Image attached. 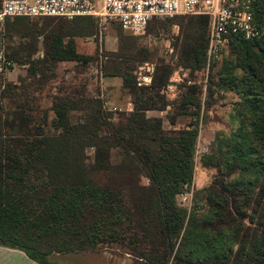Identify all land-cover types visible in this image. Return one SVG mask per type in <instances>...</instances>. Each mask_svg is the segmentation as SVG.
I'll use <instances>...</instances> for the list:
<instances>
[{
  "label": "trees",
  "instance_id": "1",
  "mask_svg": "<svg viewBox=\"0 0 264 264\" xmlns=\"http://www.w3.org/2000/svg\"><path fill=\"white\" fill-rule=\"evenodd\" d=\"M253 18L261 36L229 38L230 59L211 81L237 96L230 117L236 130L228 141L216 136L202 156V166L217 174L194 190L189 209L178 196L193 179L200 90L187 86L173 114L167 108L175 103L165 94L175 67L192 75L206 65L207 16L154 18L141 35L115 23L118 50L103 53L101 67L103 77L119 78L131 97V110L118 121L83 90L56 97L50 121L25 91L22 99L17 91L3 94L10 109L0 105V246L37 264L109 247L133 264H264V0H255ZM169 25L179 31L172 43L176 61L157 60L150 83L137 85L132 65L149 62L152 53L136 47V37ZM96 30L94 17L7 19L5 55L27 66V77L41 88L54 78L57 63L97 61L101 54L80 55L75 44ZM155 111L163 116L148 115ZM179 115L196 121L164 128V119L174 127Z\"/></svg>",
  "mask_w": 264,
  "mask_h": 264
},
{
  "label": "rangeland",
  "instance_id": "2",
  "mask_svg": "<svg viewBox=\"0 0 264 264\" xmlns=\"http://www.w3.org/2000/svg\"><path fill=\"white\" fill-rule=\"evenodd\" d=\"M46 20L47 19H37L36 23L41 24ZM117 28L115 22L108 21L101 23L97 21V30L94 32V35L77 38L75 40L77 52L80 55L91 56L97 54L98 56L101 54V56L99 55L100 57L97 58V61L85 65L76 62L57 63L55 65L54 78L41 88L37 85L36 79L27 77V66L23 67L17 65L13 71L0 77V105L2 108L6 111L10 109V99L6 97L3 98V94L17 91L20 92L18 96L22 99L21 95L25 91L32 97L31 100L34 103L31 104V106L35 110L38 109L41 112H46L48 121H50L53 118L50 109L55 98L67 95L76 89L79 91L83 90L85 93L84 96L86 97L100 99L103 102L104 109L112 111L113 119L118 121V119L121 118L119 114H125L127 111L126 109L130 107L131 97L129 93L122 88L119 78L103 77L105 70L102 71L101 67L105 62L103 53L108 54L118 50L116 39ZM178 32V27L176 25H169L167 27L163 26L162 29L157 31L154 35L144 34L141 37H136V47L148 49V51L152 53L149 62L134 63L132 65L134 66V75L137 83L143 80H149L153 73L154 63L157 60H163L167 63H174L176 61L172 43L178 36ZM122 34L129 37V34L123 31ZM231 53H229V51L224 53L221 60H219L214 67L211 66L212 64L207 65L206 60L204 68L192 75L188 70L182 67H175L174 73L171 75L169 84L166 87L165 95L167 99L173 104L175 103L174 108L173 105L167 108V112L170 111L169 113L171 114L177 111L176 108L187 86L196 84L198 90H200L199 98L201 105L199 120L197 122L198 135L193 159V179L191 184L189 186L186 185L182 194L178 196L180 204L188 209L191 206L194 190H199L209 185L217 174L215 168H205L202 166V156L212 151L216 136L224 141H228L227 136L232 133V131L236 130V124L231 122L230 117L231 113H235L233 109L237 101V96L233 92L218 90V87L213 84L214 82H211L215 81L217 71H219L223 62L230 59L228 57H230L229 55ZM40 58H42V51L34 56V59ZM231 59L235 61L236 58L234 55H231ZM14 84L19 87L17 90H6L8 85ZM189 111H194V109L189 108ZM148 115L163 116L162 113L156 111L149 112ZM246 116L248 117L247 114ZM195 121V118H191L188 115H179L174 127H171L166 119H164V128L167 130L172 128H184L190 122L193 123ZM141 183L147 184V181L141 179ZM116 249L119 248L109 247L104 249L105 251L103 252H110L116 259L121 256V252ZM61 257L62 256H60V258ZM63 257L66 258L65 260H68L70 264H72L73 261L78 263L80 259L76 258L79 256L72 254L64 255Z\"/></svg>",
  "mask_w": 264,
  "mask_h": 264
},
{
  "label": "built area",
  "instance_id": "3",
  "mask_svg": "<svg viewBox=\"0 0 264 264\" xmlns=\"http://www.w3.org/2000/svg\"><path fill=\"white\" fill-rule=\"evenodd\" d=\"M255 0H1L0 77L14 70L15 63L5 55V22L16 17H48L71 21L94 17L99 22H115L130 35H141L152 19L178 15L208 17L207 65L229 50V38L251 40L262 29L253 18ZM150 83L143 80L139 86ZM148 83V84H147ZM115 110V109H114Z\"/></svg>",
  "mask_w": 264,
  "mask_h": 264
},
{
  "label": "crops",
  "instance_id": "4",
  "mask_svg": "<svg viewBox=\"0 0 264 264\" xmlns=\"http://www.w3.org/2000/svg\"><path fill=\"white\" fill-rule=\"evenodd\" d=\"M129 105L130 107L126 109L127 111L131 110V104ZM64 255L51 256L52 258L51 260L58 264H70L68 260H65L66 258L63 257ZM72 255L79 256L76 257L78 259L80 258L78 263L73 261L72 264H133L132 258L127 254H121V256L116 259L114 255L111 254L110 252L72 254ZM60 256L62 257L60 258ZM0 264H37V263L27 258L26 255L19 250L0 246Z\"/></svg>",
  "mask_w": 264,
  "mask_h": 264
}]
</instances>
